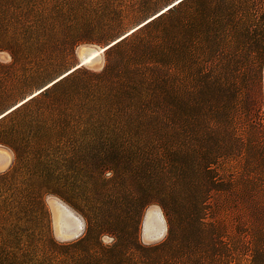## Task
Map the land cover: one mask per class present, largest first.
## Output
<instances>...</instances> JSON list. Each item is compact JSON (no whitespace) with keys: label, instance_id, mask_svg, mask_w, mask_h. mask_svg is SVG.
Wrapping results in <instances>:
<instances>
[{"label":"rangeland","instance_id":"1","mask_svg":"<svg viewBox=\"0 0 264 264\" xmlns=\"http://www.w3.org/2000/svg\"><path fill=\"white\" fill-rule=\"evenodd\" d=\"M70 1L0 0V36L12 35L21 41L19 48L25 55L12 63L6 47H0V115L74 69L84 49L88 54L99 50L175 0L140 18L127 16L124 29L111 39L79 43L72 54L59 55L47 69H41L33 55L39 47L34 42L23 44L22 39L30 33L70 30L74 13ZM216 6L213 0L199 2L202 10ZM190 14L187 9L181 14L182 24L192 22ZM198 16L201 26L194 47H184V35L172 31L174 19L167 22V102L162 128L126 127L91 109L96 103L93 73L115 58L105 55V50L67 83L70 97L66 106L35 114L29 107L21 113L24 118L19 125L15 122L21 115L0 126V139L17 137L24 155L16 168L12 147L0 141V264H149L150 260L138 259L134 253L114 257L95 252L91 246L81 251L68 245L75 238H59L53 203L60 202L80 220L83 229L78 237L85 234L88 215L101 223L98 241L103 246L113 244L119 236L131 245L149 244L167 234L160 205L150 202L133 221L129 218V196L149 191L183 193L187 201L188 212L177 222L181 230L178 248L167 264H248L246 249L235 254L213 250V224L226 244L232 239L240 244L249 240L254 225H263L264 233V207H255L245 190L252 183L256 191L252 197L257 204L264 203V64L257 90L231 72L234 65L248 63L242 56L234 57V49L242 55L249 47H264V25L252 28L236 47H217L213 44L218 35L214 24L221 16ZM187 48L194 51L188 63L183 54ZM41 49L62 52V47ZM200 163L209 164L208 173L200 170ZM213 165L218 177L232 182L230 200L218 207L213 203V189L206 191L204 186L208 176L213 179ZM204 189L208 194L204 195L201 226L192 223L196 206L190 198ZM151 207L158 209L164 228L157 240L143 236L145 214Z\"/></svg>","mask_w":264,"mask_h":264},{"label":"trees","instance_id":"2","mask_svg":"<svg viewBox=\"0 0 264 264\" xmlns=\"http://www.w3.org/2000/svg\"><path fill=\"white\" fill-rule=\"evenodd\" d=\"M121 1V0H120ZM71 0L69 5L73 10L69 22L70 30L62 32H38L25 36L23 44H37L39 48L33 51L34 58L39 59V67L47 69L59 55L72 54L74 48L82 42L102 43L111 39L121 32L125 23L123 19L127 16L140 18L154 11L170 0ZM124 1V0H123ZM219 6L210 8L199 7L200 0H178L164 11L145 21L129 33L124 34L105 50V55L114 54L115 58L106 63L101 71L93 73L97 78L95 85L96 103L92 110L102 115L105 119L113 120L126 127L136 129H160L166 123V75L167 65L166 41L167 22L171 19L172 31L175 34L182 33L184 47H194L195 35L200 23H197L198 15L203 13L209 19L213 13H219L221 21L215 25L217 32L213 44L217 47L231 44L236 47L243 37L249 35L255 27L264 25V0H213ZM233 4V5H232ZM190 6H193L189 8ZM188 10L192 22L188 25L182 24L181 14ZM227 36L228 38L224 37ZM208 44L210 40L207 41ZM0 47H6L12 63L20 62L25 55L19 47L18 41L12 35L0 36ZM41 47H62V52H56ZM194 51L187 48L183 51L186 63L191 62ZM234 57L242 56L248 61L243 67L234 65L231 72L248 87L253 86L257 90L261 78V70L264 64V47H249L240 55L239 51L233 50ZM48 58V60H47ZM47 60V61H46ZM46 67V68H45ZM193 64L188 68L192 71ZM82 66L72 69L65 76L52 82L49 86L29 97L19 105L0 116V126L10 119L19 117L23 111L31 107L30 113H38L42 110L60 109L66 106L69 99L67 83L72 81L78 73L82 72ZM244 109H248L244 105ZM24 115L19 117L15 125L23 122ZM4 144L12 147L15 153L16 168L20 167L23 160V151L17 137L0 139ZM200 170L206 174L209 172V164L200 163ZM217 168L213 165V179L208 176L204 186L210 191L213 189V203L218 207L230 200L232 182L224 181L217 176ZM210 179V180H209ZM212 181L213 186H211ZM254 185H247L245 190L248 198L253 200L254 206L264 207V203L252 197L256 191ZM205 191V189H204ZM194 193L190 198L196 206L192 223L203 226L201 222L204 208V195L206 191ZM258 194V193H257ZM130 220L136 217L144 205L155 201L163 210L167 234L157 242L149 244H129L122 236L117 237L115 242L109 246H103L99 241L101 223L98 218L85 215V234L74 240L68 241V245L77 247L78 250L87 251L91 248L100 254L117 257L125 253H134L138 259L150 260L149 264H167L171 252L177 251L181 230L177 225L180 217H185L188 212L187 201L184 194H167L164 192H136L129 196ZM251 200H248L252 202ZM222 206V205H221ZM255 210H258L255 208ZM263 225L252 226L249 240L238 243L232 239L229 244L223 242L216 227L213 224V250L218 254L231 251L233 254L240 250H248V264H264V238ZM221 244L225 246L220 247ZM1 247V244H0Z\"/></svg>","mask_w":264,"mask_h":264},{"label":"bare ground","instance_id":"3","mask_svg":"<svg viewBox=\"0 0 264 264\" xmlns=\"http://www.w3.org/2000/svg\"><path fill=\"white\" fill-rule=\"evenodd\" d=\"M178 0H175L172 2V4H175ZM172 4H169L167 5L168 7ZM164 7L160 12L164 11L166 8ZM159 12V13H160ZM158 14V13H157ZM155 14V15H157ZM154 15V16H155ZM153 16L149 17L147 20H149L150 18H152ZM146 20V21H147ZM145 22V21H144ZM144 22H141L139 25H141L142 23ZM139 25L131 28V30L135 29L136 27H138ZM131 30L127 31V33H129ZM126 33V34H127ZM119 39V38H118ZM117 41V40H115ZM114 41V42H115ZM113 43V42H112ZM107 47V46H105ZM105 47H102L100 48L99 50H92L88 55H87V59H90L91 57H95L97 54H99ZM73 69V68H72ZM71 71V70H69ZM67 71V72H69ZM65 72V73H67ZM64 73V74H65ZM64 74H62L61 76H63ZM60 76V77H61ZM56 80V79H55ZM54 80V81H55ZM51 84V82L49 83ZM48 84V85H49ZM39 90H36L33 94L37 93ZM32 94V95H33ZM30 97L27 96V98ZM26 98V99H27ZM23 101V100H22ZM22 101H19L17 104L13 105L11 108H9L7 111H9L10 109H12L13 107L17 106L18 104H20ZM6 111V112H7ZM5 113V112H4ZM3 113V114H4ZM1 114V115H3ZM0 115V116H1ZM56 209H57V218H58V234H61L62 232V229L63 227L66 229V230H69V229H74L76 230L77 232L80 231L82 229V223L80 222V220L78 218H76L75 216L72 215V213L65 207L63 206L60 202L58 201H54L53 202ZM158 209L156 207H151V209H149L146 214H145V218H144V222H143V236L147 239H149L151 236V234L153 233H157V234H160L159 236H161V234L164 232V228H163V223H162V220L159 216V213H158Z\"/></svg>","mask_w":264,"mask_h":264},{"label":"water","instance_id":"4","mask_svg":"<svg viewBox=\"0 0 264 264\" xmlns=\"http://www.w3.org/2000/svg\"><path fill=\"white\" fill-rule=\"evenodd\" d=\"M167 5H169V4H167ZM166 5V6H167ZM166 6H164V7H166ZM163 7V8H164ZM163 8H161V9H163ZM161 9H159L157 12H159ZM157 12H155V13H153L152 15H154V14H156ZM152 15H150L149 17H151ZM149 17H147V18H149ZM146 18V19H147ZM145 20V19H144ZM121 36V35H120ZM119 37V36H118ZM117 37V38H118ZM117 38H115V39H117ZM114 39V40H115ZM114 40H112V41H114ZM112 41H110L109 43H107V44H105L103 47H105L106 45H108V44H110ZM113 44V43H112ZM112 44H110L109 46H111ZM108 46V47H109ZM108 47H106L105 49H103L102 51H104V50H106ZM87 50H83V51H81V53H80V56H79V58H78V62L73 66L74 68H78V67H81V66H83V65H85V64H87L88 62H90L93 58H95V57H91L90 59H87V54H88V52H86ZM101 51V52H102ZM100 52V53H101ZM87 53V54H86ZM99 53V54H100ZM65 76V75H64ZM63 77V76H62ZM61 78V77H60ZM59 79V78H58ZM57 79V80H58ZM49 86V85H48ZM2 116V115H1ZM83 229V228H82ZM82 229L80 230V231H76V230H74L73 228L72 229H69V230H66L64 227H63V229H62V232H61V234H59V238L60 239H64V240H69V239H74V238H77L80 234H81V231H82ZM163 234H164V232L161 234V236H159L160 234H157V233H153V234H151L150 236V238L149 239H151V240H157V239H159V238H161L162 236H163Z\"/></svg>","mask_w":264,"mask_h":264}]
</instances>
